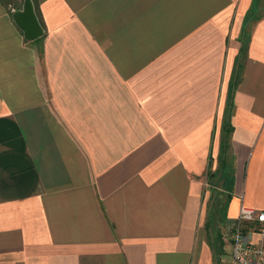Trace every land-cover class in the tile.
<instances>
[{
	"label": "crops",
	"instance_id": "crops-1",
	"mask_svg": "<svg viewBox=\"0 0 264 264\" xmlns=\"http://www.w3.org/2000/svg\"><path fill=\"white\" fill-rule=\"evenodd\" d=\"M30 1L27 38L0 0V264H224L264 210V0Z\"/></svg>",
	"mask_w": 264,
	"mask_h": 264
},
{
	"label": "built area",
	"instance_id": "built-area-1",
	"mask_svg": "<svg viewBox=\"0 0 264 264\" xmlns=\"http://www.w3.org/2000/svg\"><path fill=\"white\" fill-rule=\"evenodd\" d=\"M264 231V210L240 206L236 216L221 232L222 241L228 244L229 258L224 264H264V244L260 238Z\"/></svg>",
	"mask_w": 264,
	"mask_h": 264
},
{
	"label": "water",
	"instance_id": "water-1",
	"mask_svg": "<svg viewBox=\"0 0 264 264\" xmlns=\"http://www.w3.org/2000/svg\"><path fill=\"white\" fill-rule=\"evenodd\" d=\"M11 16L13 21L23 30L27 38L38 36L40 33L30 0H23L21 9L14 11Z\"/></svg>",
	"mask_w": 264,
	"mask_h": 264
},
{
	"label": "trees",
	"instance_id": "trees-1",
	"mask_svg": "<svg viewBox=\"0 0 264 264\" xmlns=\"http://www.w3.org/2000/svg\"><path fill=\"white\" fill-rule=\"evenodd\" d=\"M241 37H239V40L241 42V46L239 47V54H242L246 48V43H247V39L245 38V35H244V30L242 31ZM237 69H239V66L238 65H235V68L233 70V82L236 80V75H237ZM234 84V83H233ZM229 98H230V95H229ZM230 103H228L227 105V109H228V106ZM228 112V111H227ZM228 118H229V113L225 114V121L223 123V139L221 141V150L223 151L224 148H225V145H226V137H227V134L230 130V126L228 125ZM229 126V127H228ZM211 249H212V253H214L215 251L217 252L218 251V247L217 246H213V244L211 245ZM215 264H218V260L215 261Z\"/></svg>",
	"mask_w": 264,
	"mask_h": 264
},
{
	"label": "rangeland",
	"instance_id": "rangeland-1",
	"mask_svg": "<svg viewBox=\"0 0 264 264\" xmlns=\"http://www.w3.org/2000/svg\"><path fill=\"white\" fill-rule=\"evenodd\" d=\"M228 165V161L226 163ZM215 175V174H214ZM220 223L221 222H214L212 223V220L210 221V224H212V227L210 228V236L213 238V241L218 244V239L217 237L215 236V234L218 232V229L220 228ZM221 244V245H220ZM219 244V247H220V251H219V255L221 256L220 259L222 261H226L228 258H229V247L228 245H223L222 243ZM218 264L219 263V259H218Z\"/></svg>",
	"mask_w": 264,
	"mask_h": 264
}]
</instances>
